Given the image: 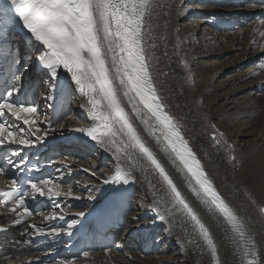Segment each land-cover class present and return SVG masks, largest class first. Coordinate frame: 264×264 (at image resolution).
<instances>
[{"label": "bare ground", "instance_id": "1", "mask_svg": "<svg viewBox=\"0 0 264 264\" xmlns=\"http://www.w3.org/2000/svg\"><path fill=\"white\" fill-rule=\"evenodd\" d=\"M243 1L249 4L242 6ZM251 1L151 0L143 31L151 78L159 96L163 99L167 111L179 124L183 136L213 180L217 190L242 219L247 238L255 244L256 264H264V212L259 208V206L264 207L261 203L264 201V110L262 115L258 116V113L256 114L258 111L252 110L253 105L249 106L250 100L244 97L245 93L254 94L264 87V75L259 78L261 73L264 74V0H253L255 4H251ZM228 5L230 6L226 9ZM189 15L199 19L187 22ZM180 21L185 23L186 36L179 27ZM215 25L226 30L223 36L216 37L212 27ZM197 33L205 41L207 53L203 54L200 51L195 54L190 53L189 44L193 48L200 49L195 36ZM238 47L241 50L239 56H232L226 63L215 60L232 53ZM252 48L254 49L250 53ZM196 57L205 58L201 61V70L209 67L213 72L204 74L203 78L192 75L190 65L197 61ZM215 63L219 64L218 67H214ZM242 67L246 68L242 70ZM235 70L236 74L232 78L222 80L218 85L214 84L227 72ZM254 73H259L258 80L256 78L252 83H243L250 74ZM40 77L43 79V87L38 98V114L41 117V121L36 125L40 127L38 135L47 133L57 136L66 133L65 128L94 127L95 121L86 106V98L71 80V74L61 67L58 69V78H50L48 71L41 73ZM64 88H68L69 91L68 99L72 114L59 125L49 127L48 101ZM219 90H221L220 95L212 96ZM123 91L125 90H121L120 93L121 102L129 112L133 123L209 229L217 247L220 264H244L242 252L229 237L226 226L222 225V218L214 217L192 195L187 187V177L183 174L179 162L174 163L168 153L162 150V146L144 131L145 125L141 123V119L146 118L143 106L137 105L136 111L141 117L137 119L132 106L124 98ZM208 91L210 96L205 99ZM199 96L205 99L204 102H197ZM219 101H221L220 106L210 112L209 109ZM252 113H255L252 125H255L258 116L257 129L253 142L248 144L238 143L236 134L228 133V138L223 141L221 132L214 129L215 125L210 120V118L236 120L242 115ZM148 123L150 125L151 121ZM244 125L238 132L240 136L246 135L242 130L251 124ZM29 138L34 139L31 136ZM92 151L98 153L96 159L89 158L90 155L85 156ZM64 154L71 155L63 159V163L57 168V171L62 170V172L53 179L58 178L61 184L54 182L59 184L62 192H67L72 187L73 195L79 199L62 196L57 201H53L39 197L42 211L35 213L39 217L33 220L37 224L27 222L23 209H17L16 212L12 211V207L5 211L0 209L1 228L8 229L14 234L13 239H3L0 242V245L8 248L6 254H0V264H46L36 261L31 249L33 244L30 245L33 239L37 238L43 246L48 247V251H54L59 248L52 245L54 237L58 233L67 234L68 224L73 225L70 230L73 232L82 222L91 219L90 222L93 223L94 218L97 217H101L105 226H112L116 222L115 230L119 231L118 238L104 250L92 251L87 253V256L83 254L76 261H71L65 256L59 259L57 264H124L125 259L135 258L130 250L125 255L118 253L125 248L138 247L148 253L165 252L171 244H176L179 251L174 254H180L181 257L178 256L175 261L160 256L157 257L159 261L155 264H213L205 242L172 204L167 190L151 169L144 172L133 170L125 156L93 140L87 142L78 139L71 144V148L65 150ZM107 156L113 159L114 164L112 170L108 172L102 170L105 174L103 177L102 173L95 171V168ZM76 158L87 161L83 162ZM66 161L70 162L71 168L67 167ZM118 161L122 173L132 172L135 177L134 182L124 183L121 180H113L114 176L120 174L116 172ZM2 165L4 163L0 162V167ZM5 176L0 173V183H8ZM72 178L75 180L71 181ZM65 182H68L69 186H65ZM89 187L96 190L90 194H79L81 190ZM135 187L142 190L145 204L130 202L129 196ZM54 202L59 203L61 207H54ZM33 206L34 202L27 207L28 210L35 212ZM81 212L84 215L78 216L77 213ZM149 212L153 214L152 219L141 223L140 221ZM54 213L64 216L65 219H51ZM46 216L48 218H44ZM65 220L67 224L63 225ZM55 221L58 223L56 228L53 227ZM54 229L59 231L53 233ZM9 242H12L11 245ZM16 253L19 255L16 256ZM248 258L253 259L251 256ZM153 259L156 260L155 257ZM144 264H152V260L147 258Z\"/></svg>", "mask_w": 264, "mask_h": 264}, {"label": "snow or ice", "instance_id": "2", "mask_svg": "<svg viewBox=\"0 0 264 264\" xmlns=\"http://www.w3.org/2000/svg\"><path fill=\"white\" fill-rule=\"evenodd\" d=\"M150 4L151 0H0V34L18 20L34 38L35 51L39 53L36 59L48 70L50 78H58L61 67L71 74V80L86 98V106L95 121L94 127L88 128L85 134L125 156L133 170L144 172L151 169L167 190L172 204L205 242L213 264H219L217 247L209 229L138 131L121 102V90H125L123 96L137 119H141L136 111L137 105H142L146 117L141 119L144 131L162 146L174 163L179 162L187 177V187L199 203L214 217L222 218V225L230 231L233 239L246 241L243 246L244 264H256L255 244L247 239L242 219L215 187L154 86L143 31ZM0 59L8 61L0 71L10 76L5 91L0 92V147L16 145L23 151L43 142L47 133L38 135L39 127L25 130V126H35L41 121L38 106L33 100L16 99L20 91L16 82L22 79L17 74L19 62L3 45H0ZM28 113L35 114V118L23 115ZM9 117L13 118L12 122H9ZM20 156L21 152L13 151L7 157H0V162L8 169H15L16 173L34 170V167L29 169L27 159ZM116 172L120 174L113 180L124 183L135 180L132 172L122 173L119 161ZM0 173L9 175L3 167H0ZM27 185L32 189L29 194L32 198L38 195L53 201L62 196L79 199L71 188L62 192L53 178L42 179L38 183L29 178ZM4 196L5 204L15 201L13 212L22 208L25 214L28 213L25 195L17 178L12 179L11 191ZM54 207L60 208L61 205L54 202ZM260 210L264 212V208ZM77 215L83 216L84 213ZM50 218L65 219L56 213ZM72 227L68 224L69 235ZM58 231L54 229L53 233ZM249 256L253 259H248Z\"/></svg>", "mask_w": 264, "mask_h": 264}, {"label": "rangeland", "instance_id": "3", "mask_svg": "<svg viewBox=\"0 0 264 264\" xmlns=\"http://www.w3.org/2000/svg\"><path fill=\"white\" fill-rule=\"evenodd\" d=\"M248 2L247 1H243L242 2V6H246ZM249 4V3H248ZM210 5H213V4H210ZM230 5H228L226 7L229 8ZM198 20L199 18L198 17H195L193 15H189L187 17V22L188 21H191V20ZM179 27L180 29L184 32V27H185V23L184 21H180L179 22ZM213 27V31L214 33L216 34V37H219V36H223V33L226 32L225 29H223L222 27H217V25L215 26H212ZM243 28V27H242ZM184 35L186 36L187 34L184 32ZM196 40L199 42L200 44V49L199 48H193L190 44H189V51L190 53H197V51H200V53L202 52L203 54L204 53H207L208 50L205 48V41L200 38V34L197 33L196 35ZM204 41V42H203ZM237 50H234L232 53H228V54H225L223 55L221 58L219 59H215L216 61L218 62H221V63H226L228 62V59L231 58L232 56H239L240 55V48H236ZM254 48L250 49V53L253 51ZM197 60L195 63L191 64L190 65V69H191V74L194 75L196 77L199 76V77H204V74H210L213 72V69H210L209 67H206L204 70H201V61H204L205 58H201V57H196ZM218 63H215L214 64V67H218ZM246 67H242V70H244ZM236 74V70L235 71H231V72H227L224 77H222L221 79H219L218 81L216 80L215 81V85L219 84L220 81H225L227 78H232L234 75ZM259 73H254V74H250V77L248 79H246V81H244L243 83H252V81H254L257 77H258ZM264 74L261 73L259 78H261ZM257 78V80L259 79ZM256 80V81H257ZM42 82H43V79H42ZM221 90L219 91H215L212 96H217V95H220V92ZM210 94H209V91L207 92L206 96H205V99H207V97H209ZM244 97L247 99V100H250V104L249 106H252L253 105V109L254 111H258L256 112V114L258 113V116L262 115L263 113V110H264V87H261L259 91H256L254 94H251V93H245L244 94ZM205 99H202L201 96H199L197 98V102L199 103H202L204 102ZM220 103L221 101L217 102L215 106H212L209 111L210 112H213L215 111V107H218V105L220 106ZM258 116L256 117V121H255V125H252V121L253 119L255 118V113H252L251 115L250 114H245V115H242L239 117V119H236V120H233V119H224V120H221L220 118H210L211 122L215 125L214 129H218V131L221 132L222 134V139L223 141H226V139L228 138L227 136V133L230 134V135H233V134H236V137L238 139V143H241L243 144L244 142L246 144L248 143H252L253 140H254V135H255V130L257 129V118ZM75 121V120H74ZM244 124H247V125H250L249 127H246L245 129L242 130V132H246V135H238V132L241 130V127H244L245 125ZM66 129V128H65ZM239 129V130H237ZM249 129V130H248ZM248 133V134H247ZM244 140V141H243ZM98 153L96 151H92V153H86L85 156L87 155H90L89 158L91 159H96L98 157L97 155ZM88 157H86L87 159ZM78 159V158H76ZM84 159V160H81V159H78L80 161H83V162H86L87 160ZM112 158L110 156H107L104 159H102L100 161V165H98L96 168H95V171L98 172V173H102L103 177L105 176V174L103 173L102 170H104L105 172H108L109 170H112L113 168V164L114 162H112ZM79 163V162H78ZM79 165V164H77ZM102 178V177H100ZM75 178H72L71 181H74ZM99 179H97L98 181ZM65 186H69V183L68 182H65L64 184ZM72 186V185H70ZM71 189H73L72 187H70ZM96 188H84V190H81V193L79 194H90L91 192L95 191ZM142 195H143V192L142 190H140L139 188L135 187L134 189H132V192L130 194V202L134 201L133 203L137 202V203H140V204H145L146 203V200L145 199H142ZM257 202H260V200H257ZM262 205L264 206V201L261 202ZM259 208H262L261 206H259ZM264 208V207H263ZM132 213H135V212H132ZM131 216V214H130ZM153 217V214L152 212H149L143 219L142 221H140L141 223H146L147 220H151ZM162 231V230H161ZM158 232H160L158 230ZM169 249L166 250L165 252H161V251H153V252H145L144 249L142 248H138L136 247L135 249H131V248H125L123 249L122 251H119L118 253H120V255H125L127 253V251H131L133 252L135 258L130 260V259H125L124 260V264H144L147 260V258H150V260H152V264H155L157 263V261H159V258L157 257H164V258H168L170 260H177L176 258H179L181 257V255H175L174 253L175 252H178L179 251V248L176 246V244H171L168 246ZM175 249V250H174ZM190 254V253H189ZM179 256V257H178ZM153 257L156 258L153 259ZM136 259V260H135ZM255 260H256V257H255ZM257 260H258V257H257Z\"/></svg>", "mask_w": 264, "mask_h": 264}, {"label": "water", "instance_id": "4", "mask_svg": "<svg viewBox=\"0 0 264 264\" xmlns=\"http://www.w3.org/2000/svg\"><path fill=\"white\" fill-rule=\"evenodd\" d=\"M228 235H229V237L232 239V241L233 242H235V246H237V249L239 250V251H241L242 252V255H243V246H244V244L246 243V241H240L238 238L237 239H233L232 238V235H231V233H230V231H228ZM247 237V236H246ZM248 239V238H247ZM216 245V244H215ZM218 257H219V255H218ZM249 259V258H248ZM212 263H213V261H212ZM219 264H220V258H219Z\"/></svg>", "mask_w": 264, "mask_h": 264}]
</instances>
